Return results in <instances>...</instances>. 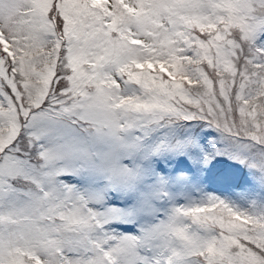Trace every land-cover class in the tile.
<instances>
[{
    "label": "snow or ice",
    "instance_id": "obj_1",
    "mask_svg": "<svg viewBox=\"0 0 264 264\" xmlns=\"http://www.w3.org/2000/svg\"><path fill=\"white\" fill-rule=\"evenodd\" d=\"M218 157L264 192V0H0V264H264Z\"/></svg>",
    "mask_w": 264,
    "mask_h": 264
},
{
    "label": "rangeland",
    "instance_id": "obj_2",
    "mask_svg": "<svg viewBox=\"0 0 264 264\" xmlns=\"http://www.w3.org/2000/svg\"><path fill=\"white\" fill-rule=\"evenodd\" d=\"M198 135L200 142L206 144L208 138L214 136L215 133L209 129H199ZM155 166L158 169L173 172L179 171L183 167L174 158L160 160L156 162ZM198 182L204 192L214 193L225 198L235 199L237 195L245 191L253 197L264 196V192H261L255 182L251 180L245 168L224 157H218L216 162L208 166L206 170H202L199 173ZM193 195H198V190L194 191Z\"/></svg>",
    "mask_w": 264,
    "mask_h": 264
}]
</instances>
